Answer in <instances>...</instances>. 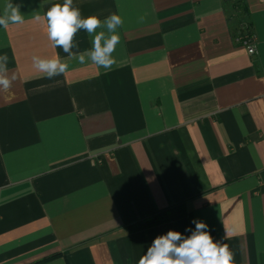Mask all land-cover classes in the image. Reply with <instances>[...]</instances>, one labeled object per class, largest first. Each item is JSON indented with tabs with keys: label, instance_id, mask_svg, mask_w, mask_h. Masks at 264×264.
<instances>
[{
	"label": "crops",
	"instance_id": "crops-1",
	"mask_svg": "<svg viewBox=\"0 0 264 264\" xmlns=\"http://www.w3.org/2000/svg\"><path fill=\"white\" fill-rule=\"evenodd\" d=\"M11 2L24 23L0 27L17 76L0 91V264H138L194 219L233 264H264V0H73L84 18L121 17L111 70L83 29L71 56L52 47L35 17L63 0ZM57 55L64 74L33 67Z\"/></svg>",
	"mask_w": 264,
	"mask_h": 264
},
{
	"label": "clouds",
	"instance_id": "clouds-1",
	"mask_svg": "<svg viewBox=\"0 0 264 264\" xmlns=\"http://www.w3.org/2000/svg\"><path fill=\"white\" fill-rule=\"evenodd\" d=\"M35 20L46 21V34L53 48H62L65 53L72 55L73 38L78 30L83 29L91 40L92 48L88 56L93 64L111 70L115 64L112 54L120 42L117 29L122 26L121 17L115 13L109 15L102 22L96 16L82 17L80 9L73 7V0H63V4H53L42 18L36 16ZM24 16L20 12V5H14L7 0L0 14V27L7 29L10 24H23ZM104 31L96 33L98 28ZM95 34V35H93ZM80 64L85 63V55L76 57ZM0 91L7 92L12 88V81L17 79L15 73L9 78L7 72V54L0 55ZM33 67L51 79L64 74L68 64L61 61L57 55L50 59L32 57ZM151 182L154 178H147ZM195 228H186L190 235L179 231L169 230L166 234L157 236L142 255L138 264H233V253L221 241H214L208 225L203 221L194 219Z\"/></svg>",
	"mask_w": 264,
	"mask_h": 264
},
{
	"label": "trees",
	"instance_id": "trees-1",
	"mask_svg": "<svg viewBox=\"0 0 264 264\" xmlns=\"http://www.w3.org/2000/svg\"><path fill=\"white\" fill-rule=\"evenodd\" d=\"M185 214L184 208L182 205L169 208L167 210H164L162 212L157 213L153 217L137 222L133 225H130L127 227V230L129 232H136L140 230H144L150 227H154L178 218H181Z\"/></svg>",
	"mask_w": 264,
	"mask_h": 264
},
{
	"label": "built area",
	"instance_id": "built-area-1",
	"mask_svg": "<svg viewBox=\"0 0 264 264\" xmlns=\"http://www.w3.org/2000/svg\"><path fill=\"white\" fill-rule=\"evenodd\" d=\"M239 40L241 44L246 47L249 55L252 56L256 53L255 37L252 34L249 33L243 34Z\"/></svg>",
	"mask_w": 264,
	"mask_h": 264
}]
</instances>
